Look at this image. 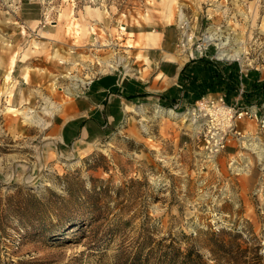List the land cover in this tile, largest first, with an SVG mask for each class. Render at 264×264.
<instances>
[{
  "label": "rangeland",
  "instance_id": "1",
  "mask_svg": "<svg viewBox=\"0 0 264 264\" xmlns=\"http://www.w3.org/2000/svg\"><path fill=\"white\" fill-rule=\"evenodd\" d=\"M163 31L174 55L214 61V45L242 46L234 63L264 81V0H0V264H264V100L251 84L223 101L256 118L173 119L155 107L182 115L200 96L126 98L132 110L103 136L57 141L90 79L126 66L152 76ZM46 105L65 111L42 130L24 122Z\"/></svg>",
  "mask_w": 264,
  "mask_h": 264
},
{
  "label": "crops",
  "instance_id": "2",
  "mask_svg": "<svg viewBox=\"0 0 264 264\" xmlns=\"http://www.w3.org/2000/svg\"><path fill=\"white\" fill-rule=\"evenodd\" d=\"M164 36L163 31L158 46L149 49L153 66L150 78L143 80L140 74L120 77L118 73L107 72L93 77L83 86L71 106V116L59 123L57 141L60 144L87 142L103 136L124 118L123 112L126 117L131 111L126 110L129 106L122 111L126 98L150 96L160 102L187 103L202 95L219 94L232 103L237 97L234 87L240 79L245 88L249 84L253 87L245 93L257 95L259 92L258 96L264 100V81L258 72L238 73V65L234 62L208 61L198 56L189 59L186 51L174 55ZM155 42L156 39L145 42V46L151 47ZM148 58H145L146 63Z\"/></svg>",
  "mask_w": 264,
  "mask_h": 264
},
{
  "label": "bare ground",
  "instance_id": "3",
  "mask_svg": "<svg viewBox=\"0 0 264 264\" xmlns=\"http://www.w3.org/2000/svg\"><path fill=\"white\" fill-rule=\"evenodd\" d=\"M179 21H181V22H183V23H185L186 21H185V19L180 15L179 16V19H178ZM211 30V29H210ZM207 33V32H206ZM218 40V39H216V38H214V33H209L208 35H205L204 37H203V39H202V42H207V41H209V40ZM222 45H224L223 43H219V44H216V46L219 48L218 49V51H217V53H216V55H217V57L218 58H220V57H228V58H231V59H237L238 61H240V62H242V57H240V55L242 56V54L244 53V51H243V48H242V46L241 47H238V48H234V50H233V52L232 53H229V50H227V51H224L225 50V48H222L221 46ZM121 60L119 59L117 62H116V64H118L119 62H120ZM239 62V63H240ZM107 64H109V68H113L114 66L113 65H111L110 63H108L107 62ZM27 81V80H26ZM26 81H25V83H26ZM76 83H75V85L76 84H80V85H82L83 84V82L81 81V80H74ZM79 86V85H78ZM70 90H66L65 91V94L67 95V96H72V95H74L72 92H69ZM46 103L48 104L49 102L46 100ZM201 107H203V105L201 104L200 105ZM126 110L128 111V110H132V108H126ZM134 110V109H133ZM214 110L215 111H213L212 112V114H216L218 117H223V118H226L227 116H228V111H227V109H226V107H223V106H219V105H216V107H214ZM11 111H15L14 109H11ZM65 110H63L62 109V106H54V105H50V107H47V105H46V107H44L43 109H42V116L43 117H40V116H38L35 112H33V111H31V110H29V109H27V110H25V111H22L21 112V114H23V117H24V122H28V123H31V124H33V125H35V126H37V128H39V130H42V129H44V128H46L47 126L49 127V125L51 124V119L53 118V115L55 114V113H59V114H62L63 112H64ZM135 111L136 112H139V113H141V110H140V107H136L135 108ZM128 112H130V111H128ZM179 113V114H178ZM187 113H189V111H187ZM155 114L156 115H162V116H168V117H170V118H173V119H177V118H179V117H185L186 115L184 114V113H182V115H181V113L180 112H174L173 110H165V109H163V108H161V107H155ZM62 119H63V121H65L67 118H69L71 115H69V116H67V115H63L62 114ZM49 119V120H48ZM57 129V128H56ZM47 139V138H46ZM49 139V138H48ZM45 141V140H44ZM55 144V143H54ZM250 145V144H249ZM75 146V145H74ZM259 155V154H258Z\"/></svg>",
  "mask_w": 264,
  "mask_h": 264
},
{
  "label": "built area",
  "instance_id": "4",
  "mask_svg": "<svg viewBox=\"0 0 264 264\" xmlns=\"http://www.w3.org/2000/svg\"><path fill=\"white\" fill-rule=\"evenodd\" d=\"M186 22L183 23L181 21L178 22V28H183L185 26ZM201 42H202V39H200ZM211 42V40L207 41V42H202V47H199V44L196 45V47L194 48V51H197L199 56L201 55V49H205V47L207 46V44ZM184 41L182 40V38H180L176 43H175V46H183L184 45ZM215 47V56H214V59L216 60H219V61H222L223 63H231V62H234V61H238L237 59H231V58H228V57H220L218 58L216 53L218 51V47L216 45H214ZM222 48H225L224 46H221ZM187 55H188V58L189 59H192L193 58V53H192V50H187ZM114 69H116L115 67H113ZM113 68H110V69H113ZM238 72L241 73L242 72V69L240 68V66L238 65ZM139 73L138 69H134L132 68L131 66H126L124 68V70L122 72H118L119 76L120 77H130V76H135ZM239 85H240V88H239V92L238 93H242L243 92V87H242V82L239 81ZM203 105V107H201L200 105ZM216 105H221L223 107H226L227 111L229 110H232L233 112L235 110H237L238 114H237V117L236 118H239L240 116L242 115H245V114H248L249 116H252L254 118L257 117L256 115V111L253 110V112L251 113L249 110H247L246 108H243L242 106H238L236 109L234 108V105L232 106H229V105H226L224 104V101H223V97L221 95H218L215 99H211V98H208L206 97L205 95H202L200 96L197 100L193 101V103H188L187 106H185V112L184 114H187V111H190V112H193V111H198V112H202L201 114L204 116L206 113H209V111H215L214 110V107H216ZM249 111V113H248ZM214 113V112H213ZM215 115V114H213ZM264 116H260L259 119H260V123H261V126H264ZM211 118V117H210Z\"/></svg>",
  "mask_w": 264,
  "mask_h": 264
},
{
  "label": "trees",
  "instance_id": "5",
  "mask_svg": "<svg viewBox=\"0 0 264 264\" xmlns=\"http://www.w3.org/2000/svg\"><path fill=\"white\" fill-rule=\"evenodd\" d=\"M216 241V242H215ZM214 241V243H215V245L218 247H221L222 245H223V240H221V239H216ZM188 254V253H187ZM186 256V255H185ZM132 260L130 261V264H138V262H139V259H138V257L137 256H134V257H132L131 258ZM143 264H154V263H149L148 262V260H147V258L145 259V262L143 263ZM158 264H161V263H158Z\"/></svg>",
  "mask_w": 264,
  "mask_h": 264
}]
</instances>
